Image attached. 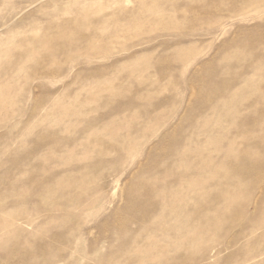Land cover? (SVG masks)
<instances>
[{
  "label": "rangeland",
  "instance_id": "rangeland-1",
  "mask_svg": "<svg viewBox=\"0 0 264 264\" xmlns=\"http://www.w3.org/2000/svg\"><path fill=\"white\" fill-rule=\"evenodd\" d=\"M0 264H264V0H0Z\"/></svg>",
  "mask_w": 264,
  "mask_h": 264
},
{
  "label": "bare ground",
  "instance_id": "bare-ground-1",
  "mask_svg": "<svg viewBox=\"0 0 264 264\" xmlns=\"http://www.w3.org/2000/svg\"><path fill=\"white\" fill-rule=\"evenodd\" d=\"M237 171V170H236ZM145 188V187H144ZM146 188H148V187H146ZM235 191V190H234ZM137 205V204H136ZM239 210V209H238Z\"/></svg>",
  "mask_w": 264,
  "mask_h": 264
}]
</instances>
